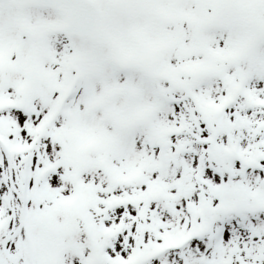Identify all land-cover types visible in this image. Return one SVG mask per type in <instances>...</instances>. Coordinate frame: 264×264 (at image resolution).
Returning <instances> with one entry per match:
<instances>
[{"label":"snow or ice","instance_id":"snow-or-ice-1","mask_svg":"<svg viewBox=\"0 0 264 264\" xmlns=\"http://www.w3.org/2000/svg\"><path fill=\"white\" fill-rule=\"evenodd\" d=\"M0 264H264V0H0Z\"/></svg>","mask_w":264,"mask_h":264}]
</instances>
